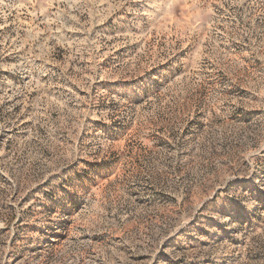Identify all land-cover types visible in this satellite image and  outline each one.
I'll list each match as a JSON object with an SVG mask.
<instances>
[{"label": "rangeland", "instance_id": "obj_1", "mask_svg": "<svg viewBox=\"0 0 264 264\" xmlns=\"http://www.w3.org/2000/svg\"><path fill=\"white\" fill-rule=\"evenodd\" d=\"M0 264H264V0H0Z\"/></svg>", "mask_w": 264, "mask_h": 264}]
</instances>
